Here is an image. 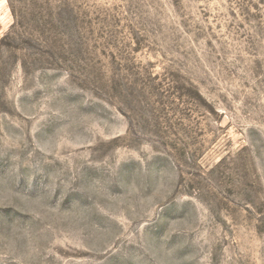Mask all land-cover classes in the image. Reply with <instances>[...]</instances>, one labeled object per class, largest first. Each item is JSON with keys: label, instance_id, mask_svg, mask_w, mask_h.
<instances>
[{"label": "rangeland", "instance_id": "rangeland-1", "mask_svg": "<svg viewBox=\"0 0 264 264\" xmlns=\"http://www.w3.org/2000/svg\"><path fill=\"white\" fill-rule=\"evenodd\" d=\"M0 264H264V0H0Z\"/></svg>", "mask_w": 264, "mask_h": 264}]
</instances>
